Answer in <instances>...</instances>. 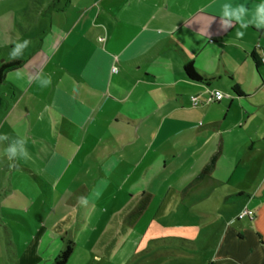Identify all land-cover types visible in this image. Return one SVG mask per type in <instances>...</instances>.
I'll list each match as a JSON object with an SVG mask.
<instances>
[{
	"label": "crops",
	"instance_id": "crops-1",
	"mask_svg": "<svg viewBox=\"0 0 264 264\" xmlns=\"http://www.w3.org/2000/svg\"><path fill=\"white\" fill-rule=\"evenodd\" d=\"M261 2L54 0L33 19L22 57L6 63L18 66L0 79V135L8 143L22 137L58 180L88 178L78 170L82 159H102L100 177L112 194L96 197L116 202L124 220L133 215V229L207 230L203 251L182 235L151 239L157 248H175L161 239L185 238L190 248L177 249L206 254L188 263L264 264V29L219 31L224 3L254 10ZM187 65L199 81L186 76ZM36 73L51 85L40 88ZM0 148L2 172L6 141ZM220 202L237 212L225 214ZM244 209L254 218L235 219ZM158 216L170 222L159 224ZM195 220L206 221L203 229Z\"/></svg>",
	"mask_w": 264,
	"mask_h": 264
},
{
	"label": "rangeland",
	"instance_id": "rangeland-1",
	"mask_svg": "<svg viewBox=\"0 0 264 264\" xmlns=\"http://www.w3.org/2000/svg\"><path fill=\"white\" fill-rule=\"evenodd\" d=\"M53 3L54 0H0V66L10 60L9 52L15 42L31 37L32 21L37 14L42 9L47 11L53 8ZM5 91L6 86L1 84L0 93ZM96 154L99 156L100 152ZM31 158L25 162L38 170L49 184H39L30 172L17 167L25 165L15 164L14 160L9 161V167L0 171V264H52L69 239L73 242V250L66 264H179L177 260L188 263L206 258V254L201 252L195 255L177 248H157L150 240L188 236L197 239L203 251V241H206L203 236L207 230L202 233L170 230L166 224L170 222V217L164 216L157 219L159 224H166L165 227L154 226L146 231L138 227L133 229L128 226L133 215L124 220L120 214L122 207L116 208V202L108 205L105 200L97 198V193L102 198L112 194L100 177L102 159L99 157L98 161L82 159V167L78 168L80 176L89 174V177L75 180L67 176L58 180L53 174H47L51 167L44 162L45 159L37 155ZM3 159L0 157V160ZM36 159L45 163L44 170H40ZM93 174L97 176L91 179ZM104 187H107L106 191ZM16 191H23L28 197ZM39 196L41 198H37ZM79 196L89 198L86 206L77 203ZM222 206L227 209L224 212L227 215L237 212V208L233 209L230 205ZM150 218L149 211L142 216V229L151 223ZM204 218L207 220L209 217ZM205 220H195L196 225H202L203 229ZM207 243L212 244L211 241Z\"/></svg>",
	"mask_w": 264,
	"mask_h": 264
},
{
	"label": "clouds",
	"instance_id": "clouds-1",
	"mask_svg": "<svg viewBox=\"0 0 264 264\" xmlns=\"http://www.w3.org/2000/svg\"><path fill=\"white\" fill-rule=\"evenodd\" d=\"M234 24H239L240 29H247L249 26H254L256 29H264V0L261 3L255 5L254 10H250L244 4L233 5L224 3L221 6L220 18H219V31L226 32ZM237 37L242 38L244 31H238ZM31 43L30 40L17 41L14 43L13 48L9 52L10 60H16L22 57L24 50ZM15 78L17 80L23 79V74L20 70H16ZM34 80L38 83L40 88H46L51 85V77L46 76L43 73H36ZM7 135H0V142L8 141ZM26 141L22 137H17L8 143V146L4 149V155L9 161L16 159H22L24 161H30L32 158L27 151ZM97 195H99L97 193ZM89 202L87 196L77 197V203L80 206H86Z\"/></svg>",
	"mask_w": 264,
	"mask_h": 264
},
{
	"label": "trees",
	"instance_id": "trees-1",
	"mask_svg": "<svg viewBox=\"0 0 264 264\" xmlns=\"http://www.w3.org/2000/svg\"><path fill=\"white\" fill-rule=\"evenodd\" d=\"M17 66L18 65L15 63L2 64L0 66V79L3 78V75L6 72ZM184 72L190 80L192 81L200 80V77L193 71L190 65H187L184 68ZM234 93L240 94L239 90L236 87L234 88ZM160 242L162 245L172 246L180 249H188L192 244L191 240L185 238H174V237L161 239ZM72 250H73V242L71 241V239H69L67 240L65 248L58 253V255L54 258L52 264H66L67 260L69 259L72 253Z\"/></svg>",
	"mask_w": 264,
	"mask_h": 264
},
{
	"label": "built area",
	"instance_id": "built-area-1",
	"mask_svg": "<svg viewBox=\"0 0 264 264\" xmlns=\"http://www.w3.org/2000/svg\"><path fill=\"white\" fill-rule=\"evenodd\" d=\"M260 61H261V62H264V56L261 58ZM221 98H222L221 93H220V92H215V93L213 94V98H212V100H214V101H219ZM212 100H211V101H212ZM193 105H195V106L197 105V101H196V99H193ZM254 216H255V213H254L251 209H244L243 211H241V212L236 216L235 219L239 220V219H243V218H245V217H248V218H250V219H253Z\"/></svg>",
	"mask_w": 264,
	"mask_h": 264
}]
</instances>
